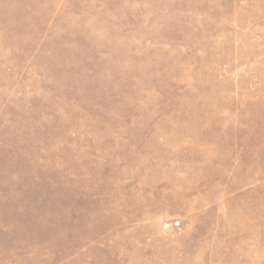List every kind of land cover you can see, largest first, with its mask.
I'll list each match as a JSON object with an SVG mask.
<instances>
[{
    "label": "rangeland",
    "instance_id": "obj_1",
    "mask_svg": "<svg viewBox=\"0 0 264 264\" xmlns=\"http://www.w3.org/2000/svg\"><path fill=\"white\" fill-rule=\"evenodd\" d=\"M0 264H264V0H0Z\"/></svg>",
    "mask_w": 264,
    "mask_h": 264
}]
</instances>
